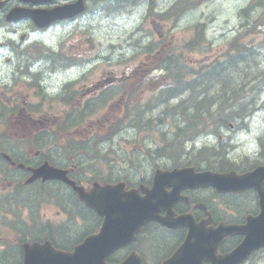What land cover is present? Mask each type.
<instances>
[{
    "label": "flooded vegetation",
    "instance_id": "obj_1",
    "mask_svg": "<svg viewBox=\"0 0 264 264\" xmlns=\"http://www.w3.org/2000/svg\"><path fill=\"white\" fill-rule=\"evenodd\" d=\"M76 1L0 0L4 3V6L0 8V192L10 189L14 193L15 184L20 179L22 183L25 182L27 176L32 173L29 169L37 168L48 160L56 166L69 168V177L75 179L79 185H83L86 190L90 189L95 181L101 179L98 178L100 174H104L96 164L93 167L85 165L86 170L81 169L82 166L74 161L77 160L75 157L86 161L90 159V155L87 152L74 153L73 151L78 150V147L97 148L101 140L79 144L65 142V137L72 135V128L68 126L70 117H79L83 112L88 115L99 112V96L97 95L99 87L101 85L102 89H106L114 82L115 77L105 76L101 84L97 80L91 81L92 74L89 68L95 61L94 56L89 57L86 50L75 46L69 39L64 40L62 36L47 35L59 24L77 22L91 15L90 0L85 11L78 16L56 19L53 23L50 21L48 12ZM17 7L42 13V20L37 22L45 23L44 26H39L33 18L27 16L20 19H8V12ZM58 76L60 78L56 81L55 78ZM130 80L137 81L132 84L135 92H142L145 88L143 77L139 74L125 75L117 79V83ZM109 103L110 101L107 102ZM107 108H109L108 114L115 116L116 106ZM59 121L62 126L51 133L54 125H57ZM96 127L97 125H90L89 135L94 133ZM43 142L46 144H41ZM146 157L150 156L146 154ZM201 161L200 165H193L195 172H202L207 168L205 165L207 161L205 159ZM12 162L15 163L12 164ZM20 164H23V167L19 166ZM156 170L152 166L151 172L145 174L146 177L142 178L138 184L152 185ZM138 180L134 179L133 183H129L126 179V182L129 186H137ZM27 189L34 193L27 194ZM170 189H172L171 186L168 187V190ZM205 189H183L181 194L188 195L190 201L176 203L173 207L175 214L192 212L201 221L204 218V210L196 208L195 204L204 202L212 213L214 226L224 221L219 215L221 211L211 208L210 200H205L204 197L196 194ZM18 197L22 208L30 210L32 204L27 201L35 199L34 205L42 211L37 230L39 234L29 238L43 243L51 241L57 249H73L84 241L88 234L97 232L104 219L101 214L86 205L79 198L77 191L63 180L39 179L31 186L22 188ZM0 204L8 207L6 203ZM162 213L166 214V211L163 210ZM175 231L172 230V232ZM186 231V228L182 229L181 242L187 234ZM241 239V236L226 238L218 254L230 251L232 242L238 244ZM10 248L8 244L0 245V252H4L0 255V264H13L12 258L17 255L9 253ZM133 250L139 251L138 247L127 246L124 250L109 255L106 260L109 264L121 263ZM175 250H168L170 252L165 257ZM18 252L21 260L16 264H21L24 252L22 249ZM138 253L142 264H146L143 252ZM250 258L257 259L258 262L264 261V249L256 250ZM135 263H138V259Z\"/></svg>",
    "mask_w": 264,
    "mask_h": 264
},
{
    "label": "rangeland",
    "instance_id": "obj_2",
    "mask_svg": "<svg viewBox=\"0 0 264 264\" xmlns=\"http://www.w3.org/2000/svg\"><path fill=\"white\" fill-rule=\"evenodd\" d=\"M157 1L158 6L154 8V11L157 13H161L171 7L174 8L176 6H181L190 1L197 2V0ZM257 1L258 0H205L202 4H197L196 6L181 12L177 17H165L163 20H160L158 15H148L149 9L146 0H139L135 5L133 4L136 0H126L125 3L118 2L114 5L111 3L112 0H93L91 2L92 13L89 17H85V19L79 20L74 24L70 23L52 29L47 35L64 37L69 35L72 39L73 36H76L79 37V47L83 49L87 48L86 46H90L92 49L94 48L96 50V55L98 56L96 58L98 64L93 69L94 72L92 77H100L105 70L122 73L124 69L133 71L137 66L141 67V64L143 63L142 61H146L147 58L140 55V51L151 41V39L160 38L161 41L158 42L160 47L163 49L165 46L176 47L178 55L182 57L185 65L190 66L199 73L201 72L200 79L207 78L209 80L211 79L210 73H215L216 71H220V69H212L209 71V66H199L198 64L201 59L210 56L212 59L209 64L214 65L217 62V58L223 55L224 49L229 46L231 39L241 33H245L246 31H250L246 36L247 39L252 41L255 40L253 43H259L261 54H263V56L257 55L256 59L261 63V68H264V18L262 19V22L257 21L256 23L257 18L261 17L264 12V3L261 7H251L253 4H256ZM153 18L157 19L162 25L161 30H159L161 36L153 28L151 21ZM202 30L204 31L203 36L206 40H204L201 45L192 46L189 42L192 39L197 38ZM75 40H77V38H75ZM91 48H89V51H91ZM255 52L257 54L260 53L257 51ZM137 55L139 57L137 60L132 59L129 64H123L124 59L128 57L134 58ZM100 56H104L108 60L103 58L100 59ZM192 63L194 64L192 65ZM142 67L144 68L146 65H143ZM248 73H250V71ZM217 77L219 78L220 76L218 75ZM59 78L60 77L58 76L55 80L58 81ZM238 78L239 80L242 79V77L239 76ZM248 84H252V82H249ZM262 88L264 87L262 86ZM262 88H258V91L255 92L256 94L253 96V101L247 106L246 112H244L246 109L243 111H237L243 115L239 116L238 120V124L241 128H238L237 130H229L228 128L224 129L223 134L228 136L230 140L227 147L224 148L218 144L216 137H210V140L205 141L207 140V137L203 136L200 143L197 140L185 144L184 147L186 148V153L188 155L184 156L183 154L181 155V153L180 155L182 157L200 156L205 150L202 148L203 145L211 147L208 151H218L216 154L220 153L226 160L230 159L231 162L234 161L238 164H240L244 157H246V159L256 160L263 155L264 147L263 154L261 151L259 153V145L261 146V142H264V138H262L264 135V90H262ZM149 94L150 93L145 88L142 92H138L137 94L130 96L129 99L124 100L123 103H119L118 109L121 108L123 104L139 107L142 103H145L147 105L145 115L150 117V115L155 114L159 109L156 107L154 110H151V102L146 101V97ZM238 97L241 98L242 96ZM261 105L262 107L258 108ZM105 110L106 109H104L100 115H102ZM247 112L249 114L251 113V115L249 117L248 114V117L244 118L245 115L247 116ZM135 132L136 131H133L134 134ZM153 137L154 135H152V138ZM120 141L125 150L131 148V146L127 147L130 145L129 142L125 143L123 140ZM147 142L148 141L144 144H135V147L139 148L141 152ZM192 143L195 147H198L196 150H192L193 152L189 150L192 147ZM230 150L233 152L227 157ZM114 155H116V153H114ZM179 157L180 156L178 155V158ZM138 161L139 163H142V160ZM209 161L211 162L210 167H212L213 164H216L215 168L225 163L216 162L212 158ZM243 164L244 163H242V165ZM198 194H202L200 195L202 197L210 196L211 191ZM220 200L222 202L231 201L236 204H242V202L245 203L248 201L245 196H241V198L224 196L220 197ZM9 202L10 201L7 197L3 198L0 196V203H6L8 205ZM17 205L18 204L15 203V206ZM244 208L253 209L254 204L237 206L236 210L240 214L241 210ZM229 216L232 215L230 214ZM9 221L11 227L19 229L23 228L21 224L22 222L19 219L6 220V222ZM0 225L9 237L14 238L16 233L12 228L1 223ZM170 240L171 236L162 235L158 243H156L160 249L155 244L156 249L154 255L161 256L165 252V250H162V248H164L163 245ZM150 249L154 251L152 248Z\"/></svg>",
    "mask_w": 264,
    "mask_h": 264
},
{
    "label": "trees",
    "instance_id": "obj_3",
    "mask_svg": "<svg viewBox=\"0 0 264 264\" xmlns=\"http://www.w3.org/2000/svg\"><path fill=\"white\" fill-rule=\"evenodd\" d=\"M146 2L149 3L150 9L156 4L157 0H146ZM260 3H264V0L258 2V4ZM180 10L179 8L168 9L162 11L158 16L162 20L165 17L177 15ZM263 18L264 13L257 21H262ZM203 35L204 31L202 30L198 37L192 39L189 43L192 46L201 44L204 39ZM247 35V32H245L231 39L221 59L223 61H217L214 64V66L220 68V71L211 72V79L208 81L203 79L187 81L184 79L190 66L185 65L182 57L178 55L176 47L168 46L167 50L162 52V55L160 54L164 58L155 63L152 72L161 73L163 86L152 93L150 97L154 96L153 100L159 99L161 101V109L150 115V118L165 117V123H168L171 131L167 130L162 135L165 139L168 133L167 148L176 152L174 158L178 155L182 157V154L184 156L188 155L184 147L185 144L191 143L190 141L194 142L203 133L208 134L212 131H218L219 127L232 121L234 115H237V117L243 116L240 112H237L243 111L247 107L248 103L241 102L242 99L249 95H255L256 88L264 87V68H261V63L256 59L257 55L263 56V54H261L259 43L252 44V40L246 39ZM151 49L150 46L147 52L151 53ZM255 51L260 53L257 54ZM208 66L213 67L212 65ZM249 71L250 73H248ZM238 76L242 79L239 80ZM249 82H252V84H248ZM238 96L242 97L239 98ZM225 98L233 100L234 103H230L231 101H227ZM262 138H264V135ZM263 144L264 142L262 146ZM227 146L223 145L224 148ZM208 147V145H203L202 148L205 150L200 156L195 157L199 160H207V157L211 156L216 162H225L221 166H227L222 168L233 167L234 161L226 160L220 153L215 154L213 149V152L208 151V149H211V147ZM197 148L192 145L189 150L192 151ZM154 159H158V157L141 158L142 163L140 162V164L150 169ZM215 165L213 164V166ZM216 168L219 169V166Z\"/></svg>",
    "mask_w": 264,
    "mask_h": 264
},
{
    "label": "water",
    "instance_id": "obj_4",
    "mask_svg": "<svg viewBox=\"0 0 264 264\" xmlns=\"http://www.w3.org/2000/svg\"><path fill=\"white\" fill-rule=\"evenodd\" d=\"M49 166L42 165L35 171L33 178L43 176L44 178L65 177L63 171ZM187 170L173 171L171 175L180 176L183 182L187 180V185H212L219 191H241L249 188H255L260 196L259 206L261 211L254 217H248L246 224L225 226L220 225L219 228L212 231L197 232L196 228H191L192 239L184 243L182 255H188V258H181L180 261L170 262V264H203L204 259H213V264H237L239 261L247 257L251 250L257 247L264 246V165L258 166L250 172L238 175L236 172L230 171L227 174H199L190 177L186 173ZM209 173V172H207ZM157 176L152 191L145 189L146 195L144 197L137 194L138 191L125 192L121 185L115 186H95L90 192H86L83 188L77 186L75 182H70L74 189L79 191L80 198L86 204L94 207L98 213L105 214L109 218L106 219L99 234L89 236V238L80 246L74 253H65L64 257L60 259L61 264H90L92 256L101 257L111 250L114 239L124 230L132 227L144 225L150 218H156L155 213L159 211L161 205L168 204V202L177 199L174 195L162 194L161 180ZM183 185V184H182ZM178 188L175 189L177 191ZM136 191V192H135ZM120 212L121 215L114 216L113 213ZM189 220V217L178 218L175 221L183 223ZM245 234L241 245L237 247L232 253L214 258L211 256L215 250V237H225L231 234ZM221 240V239H220ZM32 249H39V247H30ZM27 250V256L24 260L25 264H33V261H42V256L46 249L36 251L31 256V251ZM48 252L45 253V255ZM40 258V259H35ZM52 261V260H48ZM169 263V262H168ZM35 264V263H34ZM167 264V263H166Z\"/></svg>",
    "mask_w": 264,
    "mask_h": 264
},
{
    "label": "bare ground",
    "instance_id": "obj_5",
    "mask_svg": "<svg viewBox=\"0 0 264 264\" xmlns=\"http://www.w3.org/2000/svg\"><path fill=\"white\" fill-rule=\"evenodd\" d=\"M260 1H262V0H258L257 3H256V4H253L251 7H254V8L261 7V6L263 5V3L258 4V2H260ZM262 12H263V11H262ZM262 12H261V13H262ZM261 13H260V14H261ZM263 13H264V12H263ZM260 14H259V15H260ZM259 15H258V16H259ZM259 18H260V17H259ZM259 18H257V19H259ZM256 21H257V20H256ZM261 22H262V21H261ZM251 31H252V30H251ZM246 32H247V34L250 33V31H246ZM247 85H248V84H247ZM228 86H229V85H228ZM226 87H227V86H226ZM258 88H259V87H258ZM258 88H256L255 92L258 91ZM262 90H264V88H262ZM262 90H261V91H262ZM253 96H254V95H249L248 97H245L244 99H242L241 102H246V103H248V104H247V106H248L249 103H251V102L253 101ZM261 107H262V105L259 106L258 108H261ZM246 111H247V107H246L245 112H246ZM253 112H254V111H253ZM233 113H234V112H233ZM233 113H232V114H233ZM248 114H249V113L247 112V116L245 115L244 118H247V117H248ZM250 115H251V113L249 114V117H250ZM246 122H247V121H246ZM232 132H233V131H232ZM197 140H198V139H196L195 141H197ZM190 142H193V141H190ZM192 145H193V143H192ZM262 147H264V146H262ZM262 151H263V149H262ZM140 159H141V158H139V160H140ZM150 168H151V167H150Z\"/></svg>",
    "mask_w": 264,
    "mask_h": 264
}]
</instances>
